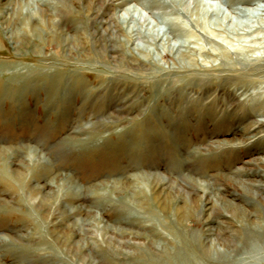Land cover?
<instances>
[{"label": "rangeland", "instance_id": "rangeland-1", "mask_svg": "<svg viewBox=\"0 0 264 264\" xmlns=\"http://www.w3.org/2000/svg\"><path fill=\"white\" fill-rule=\"evenodd\" d=\"M130 1L0 0V264H264V0Z\"/></svg>", "mask_w": 264, "mask_h": 264}, {"label": "bare ground", "instance_id": "bare-ground-1", "mask_svg": "<svg viewBox=\"0 0 264 264\" xmlns=\"http://www.w3.org/2000/svg\"><path fill=\"white\" fill-rule=\"evenodd\" d=\"M129 1L130 0H120V3L121 4H128L129 3ZM150 1V0H149ZM131 2V1H130ZM151 2L153 3V5L154 6H158L159 8H162V9H166V8H169V10H180V8H182L186 13H188L187 11H189V12H191V13H193L194 11V13L195 14H197L198 12H199V10H205V12H208L209 10H210V12L211 13H214V14H217V12H216V9L212 6V3H207L206 1L205 2H203L202 0H151ZM210 8V9H209ZM150 14V13H149ZM115 16H118V21L121 23V24H124V23H126V22H128V21H138V22H143V23H146V25H150V21H148L145 17H144V15L141 13V12H138L137 11V9L136 8H134V7H128V8H126L125 10H124V13L122 14V15H118V14H116ZM163 22H165L166 24H168L169 26H168V33H170V31L172 30L171 28H172V23L171 22H168V21H165V20H162L161 19V21L159 22H157V21H155V24H154V26L155 25H157V24H161V23H163ZM170 23V24H169ZM130 29V28H129ZM146 29H148V28H146ZM132 32H134V35L136 36V37H139L140 35H142L143 36V33L141 32V30L140 29H133V28H131L130 29V31H129V33H132ZM145 32H147L148 33V31H145ZM166 33L165 32H163L162 33V35H161V37H163L164 35H165ZM158 36V35H157ZM149 37V36H148ZM157 38V37H156ZM184 44V43H183ZM180 45V44H179ZM168 46L169 47H171L172 45H170V44H168ZM181 46V45H180ZM263 123H264V121H263ZM258 161V160H257ZM261 167V166H260ZM185 168V167H184ZM187 172V171H186ZM153 174V173H152ZM189 175V174H188ZM185 176H187L186 175V173H185ZM191 177V176H190ZM187 178V177H186ZM144 179L145 180H147L148 181V183L150 184V188H151V190H152V192L153 191H155L158 187H161V186H165L166 188H167V190L169 189V190H172L173 191V189H174V186H173V184H175L176 185V181L173 179H170V178H168L167 176H165V175H162V174H158V175H147V174H144ZM176 179V178H175ZM202 180V179H201ZM186 181V180H185ZM203 181V180H202ZM114 182V181H113ZM118 182V181H117ZM242 182V181H241ZM173 183V184H172ZM102 184H104V183H102ZM188 184L190 185V184H195V185H190V186H194V187H200V186H202V184L200 183V182H197V180L195 179V183H189L188 182ZM107 185V184H106ZM207 185V184H206ZM250 185H254V184H248L247 185V189H248V191H251V195H252V197H253V199H255V197L256 196H258V193L255 191V190H252V187H250ZM140 186V185H139ZM110 187H113L116 191H118V192H120V190H122L123 188H125V189H131L132 190V192H136L135 190H133L135 187H137L136 185H130V184H127V186H126V184L122 181V187L121 188H118L117 186H115V183H112L111 185H110ZM141 187H139V189H140ZM250 188V189H249ZM162 189H164V188H162ZM260 189V188H259ZM31 191H30V193L32 194V192L34 193V192H36L37 190H38V188L37 187H33V188H31L30 189ZM177 190V189H176ZM128 191V190H127ZM205 191V190H204ZM203 191V195L205 196V198L207 199V200H209V198H207V194H208V192H204ZM187 192V191H186ZM189 193H187V195H188V197H190L192 194H191V192L190 191H188ZM131 193V192H130ZM183 193V192H182ZM261 195V194H260ZM32 196V195H31ZM154 198V200L156 201L158 198H159V194H157L155 197H153ZM169 198V197H168ZM203 198V197H202ZM164 199L162 198V201H163ZM42 202V201H41ZM40 202V204H39V207L40 208H42V206H43V204ZM142 202V201H141ZM141 202H136V206H137V208H140L142 211L146 208V206L145 205H142L143 203H141ZM163 202H165V200L163 201ZM48 203V202H47ZM46 203V204H47ZM160 203V202H159ZM247 210V209H246ZM245 210V211H246ZM141 212V211H140ZM89 215V214H88ZM80 224H81V226L82 225H91V223H89L88 221H87V219H82L81 220V222H80ZM85 227V226H84ZM102 229V228H101ZM100 229V230H101ZM105 230H106V228H104ZM122 227H121V229H110V231H109V235H104V237L103 238H107V240H115L117 243H118V245H124V243H126L124 240H123V231H122ZM128 229V228H127ZM127 231V230H126ZM136 231V230H135ZM125 232V231H124ZM131 236H139V235H141V233H137V232H131V231H127ZM219 233V232H218ZM133 239V238H132ZM116 243V244H117ZM126 245V244H125ZM70 247V246H69Z\"/></svg>", "mask_w": 264, "mask_h": 264}]
</instances>
